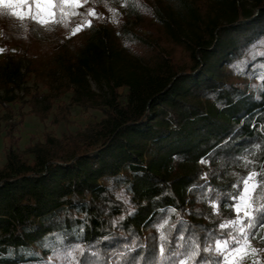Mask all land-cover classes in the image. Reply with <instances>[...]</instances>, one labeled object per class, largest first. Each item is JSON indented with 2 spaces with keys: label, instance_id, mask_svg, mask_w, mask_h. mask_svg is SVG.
I'll list each match as a JSON object with an SVG mask.
<instances>
[{
  "label": "trees",
  "instance_id": "16d2710c",
  "mask_svg": "<svg viewBox=\"0 0 264 264\" xmlns=\"http://www.w3.org/2000/svg\"><path fill=\"white\" fill-rule=\"evenodd\" d=\"M122 1L80 0L66 18L53 0L47 22L0 5V83L20 88L21 61L42 51L55 94L103 114L23 149L22 114L7 122L0 264H221L251 171L243 223H264V0ZM30 96L43 117L50 96Z\"/></svg>",
  "mask_w": 264,
  "mask_h": 264
},
{
  "label": "rangeland",
  "instance_id": "374dc122",
  "mask_svg": "<svg viewBox=\"0 0 264 264\" xmlns=\"http://www.w3.org/2000/svg\"><path fill=\"white\" fill-rule=\"evenodd\" d=\"M117 1L123 7V1ZM202 1L213 7L219 6L216 0ZM237 1L243 2L249 8H254V0ZM0 5L11 9L17 16H26L32 12L34 17L41 22L50 21L54 17L53 0H0ZM79 5L80 0H63L61 9L65 17L69 18L76 14ZM79 29V25L73 26L68 35L78 32ZM17 49L16 46H10L9 52L15 53ZM39 52L37 56L30 55L21 61L20 68L24 81L20 88L10 90L0 83V94L12 98L10 103L13 106V112H9L0 105V169L5 163L6 141L4 133L6 124L10 119L17 120L20 114L23 116L16 132L18 145L23 149L31 142L43 141L46 134L59 137L62 133H74L87 123L98 121L103 116L101 110L97 107L81 109L77 104L71 102L72 89L57 96L54 88L59 79L58 71L49 60L43 57L44 53ZM2 57L3 47L0 45V59ZM33 60L36 62L37 68L32 64ZM86 77L90 88L96 92L101 100L106 90L104 84L95 82L89 75ZM118 91L124 96L126 88L120 86ZM35 92L38 95L50 96L51 106L47 112H43V117H40L34 109L33 98L30 94ZM60 116L65 120L57 121ZM255 186L256 173L251 171L248 173L243 190L234 205L236 217L233 225L238 231V245L230 249L227 248L225 242L218 243V247L223 251L222 264H264V243H258L253 235H249L247 225L243 223V219L251 215L250 198Z\"/></svg>",
  "mask_w": 264,
  "mask_h": 264
},
{
  "label": "built area",
  "instance_id": "2783aa9c",
  "mask_svg": "<svg viewBox=\"0 0 264 264\" xmlns=\"http://www.w3.org/2000/svg\"><path fill=\"white\" fill-rule=\"evenodd\" d=\"M253 237L258 243H264V223L260 224L255 233L253 234Z\"/></svg>",
  "mask_w": 264,
  "mask_h": 264
},
{
  "label": "crops",
  "instance_id": "0c3cea01",
  "mask_svg": "<svg viewBox=\"0 0 264 264\" xmlns=\"http://www.w3.org/2000/svg\"><path fill=\"white\" fill-rule=\"evenodd\" d=\"M219 243H222V242H219ZM235 248V247H234ZM230 249H233V248H230ZM223 262V261H222ZM222 264V263H221Z\"/></svg>",
  "mask_w": 264,
  "mask_h": 264
}]
</instances>
